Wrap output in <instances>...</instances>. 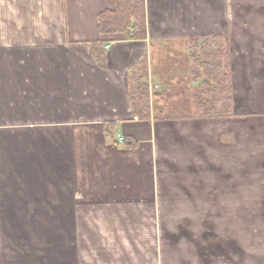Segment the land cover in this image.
<instances>
[{
  "label": "crops",
  "instance_id": "crops-1",
  "mask_svg": "<svg viewBox=\"0 0 264 264\" xmlns=\"http://www.w3.org/2000/svg\"><path fill=\"white\" fill-rule=\"evenodd\" d=\"M145 3L126 39L99 30L115 0H0V264H264V0ZM204 37L229 54L227 115L188 94Z\"/></svg>",
  "mask_w": 264,
  "mask_h": 264
},
{
  "label": "trees",
  "instance_id": "trees-1",
  "mask_svg": "<svg viewBox=\"0 0 264 264\" xmlns=\"http://www.w3.org/2000/svg\"><path fill=\"white\" fill-rule=\"evenodd\" d=\"M116 9L106 10L99 15V30L102 34L122 33L126 39H144L147 37V18L145 0H115ZM222 38L204 37L203 41L195 43L190 48V56L195 64L192 68L194 76L204 78L203 84L208 89L197 92V96L212 103L214 113L227 115L233 111V94L228 52L222 48ZM93 56L101 67L107 65V54L103 41H97L92 46ZM214 95V96H212ZM130 97L134 111L141 118L151 115L150 85L148 59L141 58L133 67L130 83ZM209 114L212 112L208 110ZM115 123L104 125L107 138L119 142L115 134ZM124 137L123 142L136 146L137 142Z\"/></svg>",
  "mask_w": 264,
  "mask_h": 264
},
{
  "label": "rangeland",
  "instance_id": "rangeland-1",
  "mask_svg": "<svg viewBox=\"0 0 264 264\" xmlns=\"http://www.w3.org/2000/svg\"><path fill=\"white\" fill-rule=\"evenodd\" d=\"M172 58H174V60H175V57H170L169 55H166V56L164 55V56L160 57L162 62H164L163 60H167L170 63L173 62ZM189 58L188 59H189V62H191L190 63L191 65L190 64L188 65V71H189L188 72V75H189L188 81H189V85H190V90L188 91V94H189V92H191L190 94L195 98V100L202 103L201 107L206 108V110H208V107H209L208 98H205V100H203L202 98H199V96H197L198 95L197 92L200 90H203V89H208L209 87L202 83L204 78H197L196 76H194L192 68H193L195 62H194L193 58L190 56V52H189ZM180 86H182V83H180ZM180 86H177V89H180ZM184 87H185V85H184ZM181 88H183V87H181ZM188 89H189V87H188ZM174 90H176V88H174ZM185 94H187L186 91H185ZM185 94H184V96L176 97L175 100H179L181 102H184L186 100L187 101L186 104H188L191 101V99L187 98V96ZM160 95H162V93H160ZM160 100H161V98L159 99L158 97L157 98L154 97V100H153L152 99V92L150 90V104L151 105H152V103L157 104V103H159ZM153 101H155V102H153ZM166 101H167V99L165 100V102ZM205 215H210L209 210H205Z\"/></svg>",
  "mask_w": 264,
  "mask_h": 264
},
{
  "label": "built area",
  "instance_id": "built-area-1",
  "mask_svg": "<svg viewBox=\"0 0 264 264\" xmlns=\"http://www.w3.org/2000/svg\"><path fill=\"white\" fill-rule=\"evenodd\" d=\"M106 47H108V46H106ZM120 139L122 140V139H123V137H121Z\"/></svg>",
  "mask_w": 264,
  "mask_h": 264
}]
</instances>
